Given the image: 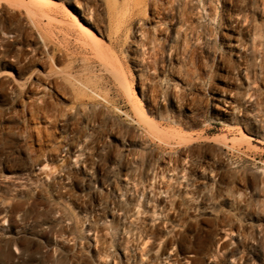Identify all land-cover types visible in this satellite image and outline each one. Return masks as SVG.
Returning a JSON list of instances; mask_svg holds the SVG:
<instances>
[{
    "label": "rangeland",
    "instance_id": "rangeland-1",
    "mask_svg": "<svg viewBox=\"0 0 264 264\" xmlns=\"http://www.w3.org/2000/svg\"><path fill=\"white\" fill-rule=\"evenodd\" d=\"M108 2L0 0V264H264V0Z\"/></svg>",
    "mask_w": 264,
    "mask_h": 264
},
{
    "label": "bare ground",
    "instance_id": "bare-ground-1",
    "mask_svg": "<svg viewBox=\"0 0 264 264\" xmlns=\"http://www.w3.org/2000/svg\"><path fill=\"white\" fill-rule=\"evenodd\" d=\"M109 2H108V4H107V6H108V8H109V12L110 11H113V10H115L116 11V9H118L119 7L121 8V7H123V9H125V10H123L122 12H124V11H128V10H131V11H139V2L141 1V0H132L131 2H125V1H123V2H121V0L119 1V0H108ZM141 5H143V4H141ZM113 12V13H116V12ZM121 12V13H122ZM129 12V11H128ZM127 12V13H128ZM133 12V13H134ZM141 12V11H140ZM120 14V11L119 12H117V14ZM133 13H131V14H133ZM123 14V13H122ZM124 14H126V13H124ZM111 15V14H110ZM135 15V14H134ZM137 15V14H136ZM139 15V14H138ZM119 16V15H118ZM118 16H116L115 18H117ZM132 16V15H131ZM112 17H114V14H112ZM118 19V18H117ZM116 19V20H117ZM233 46H235V45H233ZM225 97H227V96H221L220 98H217V100H218V102H222L225 106H226V108H224V107H221V105L220 104H217L216 106H215V108H216V110L218 111V113L222 116V117H226V116H232L233 115V113H234V109H233V101H229V100H226V99H228V98H225ZM230 98H232V96L230 97ZM246 140L248 141V142H250V143H252L253 141H255V139L252 137V136H246ZM10 240V239H9Z\"/></svg>",
    "mask_w": 264,
    "mask_h": 264
}]
</instances>
